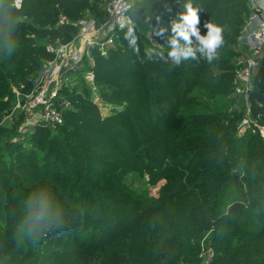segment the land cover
Returning <instances> with one entry per match:
<instances>
[{
    "label": "trees",
    "instance_id": "obj_1",
    "mask_svg": "<svg viewBox=\"0 0 264 264\" xmlns=\"http://www.w3.org/2000/svg\"><path fill=\"white\" fill-rule=\"evenodd\" d=\"M14 1L0 0V88H2L0 89V121L11 112L14 104V101H5V96L9 94L3 91V88L9 83H15L21 91L29 93L33 85H31V81L36 73L38 74L46 62L52 59V56L46 51L48 44L68 43L74 33L78 32V28L74 24L84 19L87 14L90 18L100 22L105 21L102 0H21L19 9L14 7ZM187 2L188 0H142L132 7L129 16L135 29L149 26L166 28L167 31L163 36L153 33L158 43L164 46L172 35L170 22L174 18L178 19L179 13L184 10L183 5ZM192 3L194 7L200 8L201 23L199 27L202 34L206 32L203 25L208 20L224 28V44L219 49L218 59L211 63L203 59L182 60L177 66L168 57L167 50L163 52V58L153 54L149 59L146 52L143 51L137 35L139 51L134 50L128 40L124 38L128 31L127 28L118 34L115 45L106 58L96 52L93 54L94 65L91 69L95 76L96 92L94 93L83 80L79 84L81 89H78L79 85H74L71 89L66 90L65 95L73 107L65 113L64 124L57 131L64 134L63 138L68 142L65 145H70L71 148L68 151L65 150V154H63L64 149L58 145L55 146L54 143L50 144L51 148L48 146L45 156V160L49 159L50 163L46 165L44 171L39 174V166L37 164L31 166V172L38 178L33 180L27 176L20 178L22 185L26 187L24 193L33 198L44 196L48 200L54 199V197L60 199L65 196L67 205H62V201H56L55 209H57L61 221L58 228L68 229L70 232H73V229L78 225L76 219L69 220L70 215L79 214L82 216L80 228L88 225L90 230L93 228L90 234L96 235L100 225L111 224L109 215L115 211L118 213L116 218L118 224L114 223V226L118 233L112 237H90L82 243H79L78 237H72L73 243H67L69 248H66L65 251L61 253L56 249L54 254L46 256L45 259L49 263L195 264L199 250L198 238L202 233L213 229V241L216 247L219 246L217 241L221 237L216 230L220 228L228 230L226 233L224 231L226 236L220 240L225 241L227 234L234 228L233 226L225 227L223 205L218 197L229 178L224 171L227 160L221 161L215 157L202 164L197 170L177 167L178 165H175L177 160L174 157L171 165L166 161L172 154L179 155V152H182L176 151L175 146L192 143L187 139L176 142L175 140L178 139H174L172 136V130L182 122V119L179 122L175 121L171 126L161 123H158L159 127L149 125L151 139L158 140L160 143L154 145L150 141L147 147L148 151L150 154L161 153L166 156L161 168L168 171L169 174L163 178L165 183L157 193L159 198L153 197L150 190L134 194L128 190L124 183L125 172L131 169L133 164H137V167L140 166L137 163L138 158L131 157L135 150L133 145L135 133L132 132L134 127L123 124L116 112L103 117L99 106L94 101V96L98 95L100 100L106 104H123L127 109L124 111L127 116H132L134 108L139 109L140 114H143L146 119L148 116L147 103L149 99L155 98L154 101L159 106L168 105L171 114H175L180 110V105L186 103L187 100L190 102L199 101V97L186 98L191 93V87L183 84L179 89L177 88L176 81L179 78L190 83L189 77L185 74L194 78L193 87L212 91L215 94L228 93L232 87L236 67L230 63L236 56L230 46L237 43L241 28L246 21L245 18L249 12L247 2L246 0H192ZM16 14L27 17L29 21L15 22ZM60 15L69 19L71 24L59 25ZM148 15L152 17L150 25L145 23V16ZM157 16L161 18L160 24H157ZM20 26H26L37 36V39H25L23 35L26 33L18 30ZM142 55L145 62L142 61ZM195 69L197 71H194ZM183 70H186L185 74ZM256 76L257 80L262 82L260 90L262 89L264 93V58ZM31 77L32 79L28 80ZM187 107L183 108L181 112H188ZM20 120L21 117L18 115L15 121L8 126L17 127ZM68 120H71L73 125L70 130L66 129ZM198 120L213 128L218 126V121L214 116L205 120L202 116ZM199 125L196 127L197 129L200 128ZM49 131L43 126H36L33 136L35 142L38 145H45ZM4 134L6 133L1 136ZM141 134L140 130L139 135L141 136ZM121 135L124 136L121 138V144L126 150L124 154L113 148L114 138ZM160 135L164 137L160 139ZM209 135L210 137H204L203 140L213 142V147L216 149L209 153L211 156L220 154V151L228 149L229 145H232L231 148L235 150L238 148L237 139L231 138L226 129L213 130ZM71 142H73L72 145ZM13 146L15 145L9 141H4L0 148V161ZM109 156H115L116 159L113 161ZM16 160H20L19 151H17ZM151 160L152 168L156 169L157 159ZM56 162H59V165L56 167V173L51 177V189L49 190L51 196L48 198V184L46 185L44 180L48 177L49 169L54 168ZM115 165L117 168H112ZM4 173H6V167L0 163V176L4 177ZM179 175L195 176L198 181L191 182L187 179L183 182ZM72 176H74V181L69 183L71 180L69 177ZM171 176L176 177L170 178ZM36 181L39 185L34 191L27 187L26 184ZM11 186L7 181L0 195L4 191L10 195ZM185 187L189 189L184 191ZM202 188H206V191L197 193V190ZM53 190L54 192H52ZM72 199L76 200L83 209L78 208L79 211L71 212L72 208H76V202H72ZM0 201V224L6 228L5 234L7 235L15 232L16 224H13L11 220L14 217L19 219L20 210L17 208L18 206L11 205L5 212L4 197L1 196ZM176 206L179 211L185 214L178 220L179 224L167 219L163 221L167 216L165 210ZM174 227H177L178 231ZM83 232L85 231L83 230ZM217 234L219 236L216 237ZM234 237L239 244L244 237H251L253 238L252 244L256 243L255 248L261 245L258 239L261 237H255L251 227L245 233L235 231ZM5 238L0 233V252L6 247L12 246L11 240ZM5 240H7V245H4ZM226 242L227 248L231 246V241ZM56 247L58 248L60 245L56 244ZM219 248L222 247L217 248L221 250ZM233 257L235 255L230 252H227L226 257L216 255L212 264H228Z\"/></svg>",
    "mask_w": 264,
    "mask_h": 264
},
{
    "label": "rangeland",
    "instance_id": "obj_2",
    "mask_svg": "<svg viewBox=\"0 0 264 264\" xmlns=\"http://www.w3.org/2000/svg\"><path fill=\"white\" fill-rule=\"evenodd\" d=\"M85 18L94 19L92 17L90 18L88 14L85 16ZM245 20L246 21L241 28V33L237 43L230 46V49L235 51L236 54L230 63L236 65V67L233 75L234 77L232 87L228 93L215 94L212 91L210 92L207 90H202L198 87H193L194 78H192L191 75L185 74L186 70H183L185 76L189 77L190 83H187L182 78H179V80L176 81L177 88L179 89V87L183 84L191 87V93L187 95L186 98L189 99L190 97H199V101L190 102L187 100L186 103L184 102L182 105H180V110H178L175 114H171V111L168 110V105L159 106V104L154 101L155 98L149 99L147 103L148 116L146 119L143 114H140L139 109L134 108L132 116H127L124 113V111L127 109H125L123 104H106L100 100L98 95L94 96V101L99 106L103 117L109 116L112 112H116L123 124H127L129 127H134V131L132 132L135 133L133 135V145L135 150L131 157H137V163L140 166L137 167V164H133L132 168L125 172L124 182L128 190L134 194H140L145 190H150L153 197L159 198L157 193L165 183L163 178L166 174H169L168 171H165L163 168H161V166L164 165L166 156L161 153L150 154L148 151L147 147L150 144V141H152L154 145L160 143L158 140L151 139V136L149 135L151 128H149V125L158 126V123H161L162 125L171 126L175 121L178 120L179 122L182 119V122L178 124L174 130H172V136L174 139H178L175 140L176 142L187 139L192 143L184 146H175L174 149H176V151L180 150L182 152H179V155L175 154L176 156L172 154L168 160H166L168 161L169 165H171L172 161L174 160L173 157L177 160L175 163V165H178L177 167L190 168L189 170H197L202 166V164L211 161V159L215 157L221 161L227 160L225 162L226 166L224 165V167H226L224 168V171L225 175H228L229 178L225 184L226 186L218 197L219 200L222 201L223 205L222 213L224 216L225 227L233 226L234 228L231 229L227 234V240L225 241L220 240L222 237L226 236L225 233L228 230H225L226 228H220L216 230V232L221 236L217 241L219 242V246L217 245L216 247L215 242L213 241V229L202 233L198 238L199 250L195 258V264H212V262L214 263L215 261L214 257H216V255H222L226 257L227 252L235 255V257L229 260L228 264H264V93L262 89L260 90V85H262V82L257 80L256 75L258 71L247 84L239 83V81H237L235 78V73L240 68L238 66V62L242 58L244 52V46L241 43V37L244 34L247 18H245ZM14 21L28 22L29 19L16 14ZM152 27L153 26H149L147 28L139 27L135 29V34L141 41L143 51H145V47L162 46L158 43L155 35L151 33ZM18 30L24 31L23 33L27 34L23 35L25 39H37V36L34 35L26 26H20ZM77 34L78 32L76 34L74 33L73 36L71 35L72 37L68 43H71L73 40H75ZM75 44L77 45V43ZM93 54L94 53H92V55ZM144 59L145 58L142 55V61ZM117 60L119 61V59ZM91 65L92 64L87 59L81 62L77 78L74 81V85L80 84L84 78V74L90 70V67H92ZM44 71L45 66L41 71L38 72V74L36 73L34 79L31 81V85H33L29 93L33 92L41 84L40 82ZM194 71L197 70L195 69ZM31 79L32 77L28 78V80ZM78 87V89H81V85ZM3 89V91L8 92L9 94L5 96V101H14L12 110L17 105L18 94L20 97L22 95L29 94L25 91H21L19 86H17L15 83H9ZM12 95L14 98L11 97ZM185 107H187L188 112H181V110ZM12 110L0 121V148L2 147L4 141H9V143L15 145L13 148H10V151L5 153L3 159L0 161V163L6 167V173H4L5 176H0V192L2 189H4L7 181L10 185H12V192L9 195L4 191L0 197H4V201L6 203L5 212H7L8 207L15 205V207L18 206L17 208L20 210V214L19 219L14 217L12 218L13 220H11L13 224H16L15 232L6 235V228L0 224V233H2V237L10 239L12 242V246L10 248L6 247L5 250H1L0 264H22V261H24L25 264H52L53 262L49 263L46 261V256L48 254H54L56 249H58V251L61 253L65 251L66 248H69L67 243H73L74 239L72 237H78L79 243H82L90 237L115 236L118 233L114 226V223L115 225L118 224V221L116 220L118 213L115 211H112L111 215H109V221H111V224L109 223L102 226L100 225L96 231V235L90 234L93 228L90 230L88 225L80 228L79 225L81 224L83 217L79 214H73L70 215L71 217L69 220L71 221L76 219L78 221V225L73 229V232H70L68 229H60L58 228V225L54 224L52 228L41 234L35 242L25 236L24 230L22 228V218L25 215L28 199L33 197H30L24 193L26 187L25 185H22L20 178L26 176L29 177L30 180L38 178L31 172V166L33 164H37L39 166V174L44 171L46 165L50 163L49 159L45 160L47 148L50 146V144L54 143L55 146L58 145L61 149H64L63 154H65V150L68 151L71 146L65 145V143L68 142L64 140V134L58 131H49L45 145H38L33 138L34 130L38 125L35 122H26L19 111H16L13 117H17L19 115L21 117L20 123L17 124V127L8 126L11 123V119H8V117L11 118L10 114L12 113ZM194 116H196V118H193ZM202 116L204 117V120L208 117H216L218 126L213 128L211 125L203 124L200 122V120H198V118H202ZM198 125L200 127L199 129L196 128ZM72 128L73 125L71 124V120H68L66 129L70 130ZM224 129L230 133L231 138L237 139L238 148L235 150L231 148L232 145H229L227 147L228 149L220 151V154H214L211 156L209 153H211V151L216 148L213 147L214 144L212 141L205 142L203 139L204 137H210L209 134L213 130L222 131ZM140 130L142 133L141 136L139 135ZM3 133L6 134L1 136ZM123 137L124 136L122 135L116 137L114 138L113 142V148L120 150L121 154H124L126 151L121 144V138ZM159 137L161 139V137L163 138L164 136L160 135ZM72 143L73 142H71V145ZM224 143L226 144L228 142ZM17 151L20 152V160H16ZM145 151L146 153L144 154ZM109 158L113 161L116 159L115 156H109ZM151 159H157L158 166H156V169L152 168ZM58 165L59 162H56L55 167L49 169L48 177L44 180L45 184H48V198L51 196L49 192L51 189L50 180L51 177L56 173V167H58ZM239 167H242L243 169H239ZM112 168L116 169L117 167L115 165V167L112 166ZM174 177L176 176H171L170 178ZM60 178L62 179V176H60ZM69 178L71 179L69 180V183L74 181V176ZM179 178H181L183 182H185L187 179L191 182L198 181L195 176L188 177V175H179ZM241 178L245 179L246 181L243 179L241 180ZM35 183L26 185H28L27 187L34 191L39 185L38 181ZM188 187H185L184 191L188 190ZM197 191V193H201L206 191V188H202ZM52 192H54V190ZM60 199L54 197V199L49 201L54 208H56V201H62V205L65 204L64 206H66L67 202L65 200V196L61 197ZM71 201L76 202V200L73 199ZM75 207V209L72 208L70 211L75 212L79 211L78 208H81V210L83 209L79 206L78 202L75 203ZM165 214L167 216L164 217L163 221L167 219L176 223L181 219V216L185 215L183 212L179 211L177 206L167 208L165 210ZM177 224H179V222ZM250 227L255 233V237H261L258 238L261 245L256 248V243L252 244L251 241L253 238L251 237H244L240 244L238 243V240L235 239L236 237L233 238L235 231L245 233ZM174 229L178 231L177 227H174ZM83 230L85 232H83ZM218 234L216 237L219 236ZM233 239L235 240L233 241ZM6 241L7 240L4 241V245H7ZM226 241H231V246H228V248ZM56 244H59L60 247L57 248ZM220 246L222 248H219L221 250H218L217 248ZM224 248H226V250H224ZM14 257H16V261L14 260Z\"/></svg>",
    "mask_w": 264,
    "mask_h": 264
},
{
    "label": "built area",
    "instance_id": "obj_3",
    "mask_svg": "<svg viewBox=\"0 0 264 264\" xmlns=\"http://www.w3.org/2000/svg\"><path fill=\"white\" fill-rule=\"evenodd\" d=\"M141 1L102 0L105 21L80 20L74 24L78 28L75 40L66 44H48L46 51L52 59L45 64L41 84L27 95L20 97L18 94L17 105L8 119L13 122L16 119L14 113L19 111L26 122H35L50 131H57L63 126L65 113L73 107L65 92L74 86L81 62L87 59L93 66L92 53L96 52L105 58L109 55L118 34L128 28L130 10ZM21 2L15 0L14 7L19 9ZM246 2L249 12L241 37L244 52L238 62L240 68L235 73L236 80L242 84L250 82L264 58V0ZM58 24L70 25L71 22L60 15ZM91 68L84 74L83 80L95 93V76Z\"/></svg>",
    "mask_w": 264,
    "mask_h": 264
},
{
    "label": "clouds",
    "instance_id": "obj_4",
    "mask_svg": "<svg viewBox=\"0 0 264 264\" xmlns=\"http://www.w3.org/2000/svg\"><path fill=\"white\" fill-rule=\"evenodd\" d=\"M183 11L170 22L172 35L166 41L164 46L145 47V52L149 59L153 54L163 58V52L167 50L168 57L179 65L182 60L203 59L208 63L219 58V49L224 44V28L220 25L206 21L203 27L206 29L204 34L200 30V8L194 7L192 0H188L183 5ZM151 15L145 16V23L151 24ZM157 24H160L161 18L156 17ZM123 27V25H122ZM128 31L125 33V39L134 50L139 51L137 45V36L135 34V25L132 21L128 22ZM164 27L151 28V33L157 36H163ZM61 223L57 210L46 197L29 198L26 204L25 215L22 218V228L26 237L34 242L39 236L45 233L53 225Z\"/></svg>",
    "mask_w": 264,
    "mask_h": 264
}]
</instances>
